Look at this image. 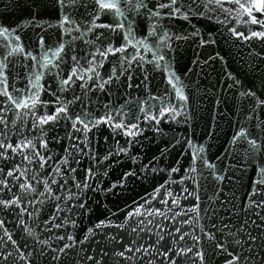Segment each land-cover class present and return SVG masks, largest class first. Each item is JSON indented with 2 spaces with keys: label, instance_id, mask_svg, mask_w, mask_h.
Segmentation results:
<instances>
[{
  "label": "snow or ice",
  "instance_id": "1",
  "mask_svg": "<svg viewBox=\"0 0 264 264\" xmlns=\"http://www.w3.org/2000/svg\"><path fill=\"white\" fill-rule=\"evenodd\" d=\"M217 34L246 72L222 69L214 93L200 77L225 58L197 52L181 73L177 56L189 41L207 50ZM206 96L209 140L221 122L231 129L230 147L211 159L188 134ZM145 141L161 146L133 151ZM144 185L147 196L124 198ZM108 194L123 203H104L78 235ZM0 264H264V0H6Z\"/></svg>",
  "mask_w": 264,
  "mask_h": 264
},
{
  "label": "water",
  "instance_id": "2",
  "mask_svg": "<svg viewBox=\"0 0 264 264\" xmlns=\"http://www.w3.org/2000/svg\"><path fill=\"white\" fill-rule=\"evenodd\" d=\"M6 0H0V8L4 7ZM15 19V17L13 18ZM193 23L197 24V26L202 27V31L205 33L208 30L209 25L207 22H202L198 20H193ZM183 24V22H180V24L177 25V27H180ZM212 28L218 29L219 26L217 25H211ZM185 30H189L187 26H185ZM217 40L218 43L214 46H210L207 48V50L203 49H197L195 43L189 41L187 44L183 45L179 49V53L177 56V67L180 70L181 73L184 72V70L187 69H193L194 66L192 64V61L196 57V53L199 52L201 60L211 54L215 55L217 52L225 58L227 61V65H222L219 61H214V68L215 70L211 73V80L200 77L201 79V88L202 89H210L212 92L216 93L218 90L214 87L216 80L219 78V75L221 73V70L226 68L227 71H231L234 74H239L241 79H243L244 74L246 72V68L244 67V56L240 52L239 49H237L235 46H233V43L231 40H229L228 36L224 35L221 36L217 34ZM198 69H195L191 72V76L194 78L197 75ZM155 75V81L157 84L160 83V75L158 73ZM117 103H121L122 101L119 100L118 97L115 98ZM212 96H206L204 97V103H203V111L200 113V115L203 117L200 119L197 118L196 122L194 123L193 129L189 130V135L193 138V140L197 144H205L209 147V158H213L217 155V153H220L221 156L224 155V150L228 149L230 147V140H231V129L228 126L227 121L221 122V128L222 131H218V134L215 135L211 140L208 138L209 130L213 126V122L211 120V110H212ZM222 107H231V98H229L228 105H222ZM228 116H231V112L227 113ZM162 127H165V130H167V126L162 124ZM177 131H184L183 128L178 129ZM148 136H152V133H146ZM145 144L149 145V147L144 149H138L134 148V152H138V154H142L144 152L151 154V152L156 151L158 147L161 145H157L154 143H151L150 141H145ZM100 150L103 151L105 146L101 144ZM144 160L147 161L148 156L145 155ZM184 161L188 160V157H183ZM122 167V166H121ZM120 175V172L116 169H113L112 172L109 174V180H106L104 183L107 184L111 181H115ZM249 175H251V172H249ZM247 183V180L245 181ZM147 189V191H145ZM151 191L150 185H144L143 187H136L134 191H130L126 194H123L124 198H127L128 196H136L137 199H139L140 195H148V192ZM203 195V194H202ZM95 199V197H94ZM112 201H119L120 203H123V199L120 195L113 196L112 194H108L107 197L104 195H99V200L97 203L93 204L94 214L85 219L84 224L81 226V229L77 230V234L79 235L82 231V229L88 227L90 223H94L96 221V218L98 216H101L102 213L105 212V209L103 208L104 203H108L109 207H114ZM190 203V201L185 202ZM102 218V216H101Z\"/></svg>",
  "mask_w": 264,
  "mask_h": 264
}]
</instances>
